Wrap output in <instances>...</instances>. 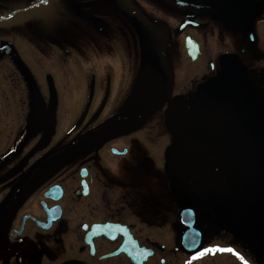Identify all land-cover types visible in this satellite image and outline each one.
<instances>
[{"label":"flooded vegetation","instance_id":"af4514ba","mask_svg":"<svg viewBox=\"0 0 264 264\" xmlns=\"http://www.w3.org/2000/svg\"><path fill=\"white\" fill-rule=\"evenodd\" d=\"M129 1L145 17L157 20L144 13L145 2ZM157 1L178 11L177 26L181 19L195 23L176 28L182 41L191 35L199 43L195 60L184 49L178 56L170 43L173 31L161 20L162 39L163 32L146 29L121 0H99L93 36L85 37V13L62 24L51 22L52 32L57 24L62 34L50 33L57 41L47 53L55 60L42 66L37 61L39 74L30 77L34 96L17 66L15 76H0V264H229L223 247L241 242L243 235L236 229L242 227L233 206L255 204L263 195L249 169L256 171L264 160V135L258 137L263 142L254 146L258 150L250 162L236 165L248 172L241 167L245 172L226 173L231 188L224 189L225 200L211 190L191 193L190 206L213 209L202 218L196 209L202 245L190 252L181 245V163L166 156L156 162L145 157L155 129L160 143L151 147L165 150V127L120 123L167 111L209 120L217 110H204L197 100L201 97L207 103H229V112L240 114L245 131L264 133V38L244 25L250 9L260 12L261 6L238 5L245 0H179L203 6V12ZM119 4L124 12L118 11ZM118 20H126L123 27L130 24L131 33L137 26V40L144 36L145 44L124 43ZM200 29L207 30L204 48L195 33ZM153 38L158 40L150 47ZM63 70L77 76L74 97L67 96L58 77ZM54 79H59L57 90ZM185 92L193 100L183 105ZM150 99L157 103L144 105ZM210 157L213 170H218V158ZM166 194L175 203V220L168 225L149 214L169 210L161 205ZM222 202L231 206L225 213L218 208Z\"/></svg>","mask_w":264,"mask_h":264},{"label":"rangeland","instance_id":"374dc122","mask_svg":"<svg viewBox=\"0 0 264 264\" xmlns=\"http://www.w3.org/2000/svg\"><path fill=\"white\" fill-rule=\"evenodd\" d=\"M31 0H0V17L13 14L15 10L26 5V2ZM99 0H60L47 9L45 12L40 14L35 21L26 23L19 27L12 28H0V46H8L12 50L13 54L19 59L25 71L29 74L30 77H37L39 74V64L42 66L45 62L49 60H55L48 55L47 51L49 50L52 41H57L55 35L50 36L53 26L52 21H56L59 24H62L63 20H77L78 14L85 13V21L87 26L85 28L87 36H93L96 32L97 21H94L93 15L97 7L101 8V4L98 3ZM133 1V0H131ZM139 2V0H136ZM146 4H143L144 13L150 15L151 18H156L164 22L175 36H172L170 43L171 46L177 51L178 56L180 49H182V35L176 33V28L178 24L179 13L174 7L166 6L161 4L157 0H141ZM157 1V2H156ZM238 5L246 6L247 3L251 5L261 6V11L254 10L251 8L248 18L245 19L246 31L252 32L253 35L255 32L259 31L261 38H264V0L262 2H255L254 0H245ZM118 5V11L124 12L123 8ZM247 7V6H246ZM121 9V10H120ZM263 9V10H262ZM258 11V12H257ZM103 12V11H102ZM9 16V15H8ZM126 23L121 20H118V36L126 44H145L142 42L144 36H140V42L137 40L139 36H136L137 26H133V33L128 30L131 29L130 24L127 23L128 27L124 29L123 24ZM55 31L52 34L60 35L62 30L59 28V25H55ZM94 30L90 31L88 28ZM198 33V38L203 46L207 44V30L200 29L195 30V33ZM130 35H129V34ZM141 34V33H140ZM65 35V33H63ZM161 36V39L163 38ZM173 37V38H172ZM158 38V37H157ZM157 38H153L154 42L149 41L150 47L156 43ZM118 39L119 41H122ZM162 44V43H161ZM88 49V48H87ZM47 53V54H45ZM59 55V60H61V52ZM182 62H184V55L181 56ZM4 63V69H0V76H15L14 71L18 73L16 66L13 61L9 58L6 53H0V63ZM44 67H47L44 66ZM58 77L62 78L64 82L65 91L68 89L67 96L74 97L76 93V87L78 84L77 76H72L67 70H63L61 75ZM51 82V79H48ZM59 79H54L53 84L57 90V83ZM83 81V80H82ZM81 81V84H83ZM89 81L82 86L81 91H84V88L87 87ZM92 87V85H90ZM142 86V84H141ZM152 85H150L151 87ZM94 89L95 86L93 85ZM146 89V88H145ZM75 92V93H74ZM188 92V91H187ZM185 92L184 97L188 99H183L180 102L184 105L186 102L193 100L189 94ZM198 104L206 109L217 110L215 113H211L207 120L204 116L200 115H190L184 112H161L155 114H149L146 118H138L137 120H125L120 124H144V125H153L159 126L163 125L165 132V150L163 152L157 151V147L152 149V145H158L160 132L155 129L150 132V142L147 145V152L145 154L146 159L149 162H156L157 158L160 156H166L174 158L175 161L181 163V204L182 205H193V193L197 190L199 193L203 194V191L199 189L211 190L215 196L220 197V199H226L224 196V189H229L231 186H228V180L226 173L227 172H248L242 165L236 166L240 163H249L250 160L255 156L253 152H257L254 146L261 144L262 140H258V137H262L264 133L254 129L252 131L247 129L245 131L244 123L242 124V119L239 113L234 111L231 106V111L229 112L228 107L229 103L223 104V101H215L212 103H207L205 99L197 98ZM150 103L155 105L157 101L148 100L144 102V105ZM185 106H187L185 104ZM107 119L102 117L101 120ZM72 120V116H70ZM113 124H119L115 122ZM155 128V127H153ZM163 130V129H162ZM172 143H170V139ZM254 141H257L254 144ZM259 142V143H258ZM213 154L215 163L218 166V170H213L212 164L213 161L210 155ZM260 167L254 170V167H251L249 172L252 175L251 178H257L256 187L259 186L262 188L260 191H263L264 195V176L263 173L258 174V169L264 170V160L259 164ZM244 168L243 169H241ZM211 180V184L207 185V181ZM244 182L248 183L247 179L244 176ZM217 184V185H216ZM192 191V192H191ZM166 194L165 199L162 200L161 205L168 206V211H159L151 213V217H154L156 220L165 221L167 224L171 220H175V203L173 200L169 199ZM260 200L252 205H245L242 208V203L235 204L234 207V216L238 218L239 224L242 228L236 226V229L243 231L241 237V242H230L225 244L223 247L226 256L228 257L229 264H264V196ZM249 201L250 196L246 197ZM230 205L222 202L218 205V208L222 212H227L230 209ZM201 215V218L208 214L212 208L211 205L201 206L196 208ZM168 225V224H167Z\"/></svg>","mask_w":264,"mask_h":264},{"label":"water","instance_id":"95a60500","mask_svg":"<svg viewBox=\"0 0 264 264\" xmlns=\"http://www.w3.org/2000/svg\"><path fill=\"white\" fill-rule=\"evenodd\" d=\"M55 1L56 0H49L48 3H44L43 0H39L36 3L22 9L21 11L17 12L16 14L12 16L0 18V28L15 26V25L30 21L33 18H35V16L38 13H41L44 10H46ZM165 1H167L171 5L184 8L187 10H199L203 12H205L206 10V8L202 6H193V5L185 4V3H182L176 0H165ZM256 1H259V0H256ZM122 2L135 15V17L138 19V21L143 26H145L147 29L153 32H156V33L162 32V27L160 23H158L157 21L148 20L146 17H144L141 14L138 8L132 5L128 0H122ZM187 24L195 25L194 22L183 19L179 23L178 30L179 31L182 30ZM184 48L186 50L187 55L192 60H195L197 58L199 54V45L193 37L189 35L184 37ZM4 51H10L9 47L7 46L0 47V52H4ZM17 63L19 67L21 68V70L23 71L24 76L28 79V75L25 72V70H23L22 66L20 65L18 61ZM28 83H29V86L31 87L29 80H28ZM121 153H125V150H123ZM179 215H180L181 222L186 227V229L183 231L182 236H181V244L183 245L185 249L189 251H193L201 245V231L195 226L196 224L195 208L189 207V206L182 207Z\"/></svg>","mask_w":264,"mask_h":264},{"label":"snow or ice","instance_id":"6c2138e0","mask_svg":"<svg viewBox=\"0 0 264 264\" xmlns=\"http://www.w3.org/2000/svg\"><path fill=\"white\" fill-rule=\"evenodd\" d=\"M44 3H48L49 0H43ZM205 251H210V249H205Z\"/></svg>","mask_w":264,"mask_h":264}]
</instances>
